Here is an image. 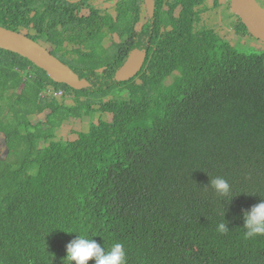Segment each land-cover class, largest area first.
Instances as JSON below:
<instances>
[{"label": "trees", "instance_id": "1", "mask_svg": "<svg viewBox=\"0 0 264 264\" xmlns=\"http://www.w3.org/2000/svg\"><path fill=\"white\" fill-rule=\"evenodd\" d=\"M50 1L0 0V26L38 33L54 55L84 43L64 63L89 86L55 82L0 48V264H68L77 233L106 251L123 243L126 264H264V235L245 239L242 215L264 199V41L232 12L211 22L230 0H156L143 65L121 81L127 50L101 40L138 36L132 9L101 21ZM86 116V129L63 135ZM215 177L229 197L212 189Z\"/></svg>", "mask_w": 264, "mask_h": 264}, {"label": "water", "instance_id": "2", "mask_svg": "<svg viewBox=\"0 0 264 264\" xmlns=\"http://www.w3.org/2000/svg\"><path fill=\"white\" fill-rule=\"evenodd\" d=\"M230 6L232 12L241 19L250 34L264 41V5H260L257 0H230ZM0 48L26 57L42 68L55 82L65 83L73 89L89 86L85 78L79 77L68 65L23 32L12 31L0 26ZM144 56L145 53L140 50L132 51L115 71V79L122 81L133 77L142 66Z\"/></svg>", "mask_w": 264, "mask_h": 264}, {"label": "flooded vegetation", "instance_id": "3", "mask_svg": "<svg viewBox=\"0 0 264 264\" xmlns=\"http://www.w3.org/2000/svg\"><path fill=\"white\" fill-rule=\"evenodd\" d=\"M66 1L70 3H76L75 6L71 8L78 17H81L86 13H95L98 19L101 21H107L108 19H112L114 21L118 20V16H117L118 12L123 10L121 8L122 5L123 6L128 5L132 9L133 14H136L134 16L136 17L135 26L130 25L128 32H130V28L132 29V32H134V29H135L136 33H138L139 35L138 36L133 35V39L131 38L132 34L130 37L127 35H124V38H123L124 40H122L120 35H118L117 33L109 32L105 34L104 36H102L103 37V39L101 40L102 44L105 47H107L109 46L108 42H110V45L113 46L117 52L118 50H122V52H125V50H127L126 54H124L125 57L123 58V60L116 66V70L125 62L129 54L134 50H138V51L140 50L144 52L146 56V49L143 47L142 42H144L147 45V41H145L146 37L143 38L144 34H142L141 32L143 31V28L147 24L149 18L153 15V10L155 7L156 0H66ZM50 4H51V8H53L54 11L59 10V9H62L64 11L71 10L70 6H66L63 0H51ZM174 10L176 11L177 8H175ZM35 11L36 10L34 9L32 12L34 13ZM21 32L27 35L28 29L23 28ZM30 34L32 35V37L27 35L29 38L36 41L38 44L46 48L51 53L52 45H50V43H48L47 41H44L42 37H37L38 33L33 32ZM130 41L134 45L130 46V44H128ZM66 44H67V41H64L63 45H66ZM135 44H139V45L135 46ZM70 45L71 43L69 44V47L65 49L66 50L65 52L59 51L57 54L55 55L53 54V55L56 58H58L61 62L64 63L65 59H67L68 56L75 55L74 54L75 51H73L74 49L80 48L84 46L85 44L84 43H79L78 45L73 44V47H71ZM117 45H120V46L118 47ZM81 50H84V49H81ZM108 66H109L108 64H101V66H99V69H107Z\"/></svg>", "mask_w": 264, "mask_h": 264}, {"label": "clouds", "instance_id": "4", "mask_svg": "<svg viewBox=\"0 0 264 264\" xmlns=\"http://www.w3.org/2000/svg\"><path fill=\"white\" fill-rule=\"evenodd\" d=\"M60 91V90H58ZM58 91H50L53 95H61ZM212 189L220 197H229L231 186L222 177H215L210 182ZM231 197L228 199V201ZM243 228L245 229L243 236L245 239H251L256 236L264 235V199L252 205L248 210L242 211ZM218 232L226 233L229 229L226 223L218 224ZM65 232V231H64ZM66 232V233H72ZM76 233V232H75ZM66 253L63 257L68 264H88L89 260H93L94 264H126V251L123 243H113L106 251L100 243L92 238H88L84 234H78L70 242L65 245Z\"/></svg>", "mask_w": 264, "mask_h": 264}, {"label": "rangeland", "instance_id": "5", "mask_svg": "<svg viewBox=\"0 0 264 264\" xmlns=\"http://www.w3.org/2000/svg\"><path fill=\"white\" fill-rule=\"evenodd\" d=\"M222 1V0H221ZM212 3H209V6H211ZM211 9H214L213 7H211ZM229 12H231L230 9H227L224 8V13H221L219 15H216L218 13L216 12H213L211 15H210V19H211V22L212 21H217V20H221L223 19L222 17L223 16H228ZM234 17H232L233 19ZM231 19H225V24H227L226 28L223 29V32L226 33V35L231 38V41L232 43H235L236 44V37H233V35H231V33L228 32V28H230V22ZM115 37V36H114ZM255 41V40H254ZM250 43L249 45L251 46L252 44V40H249ZM260 45L262 46L263 44L260 43ZM259 46V45H258ZM249 48V46H247ZM104 59L102 60H98V64H101V63H104L103 61ZM72 93H71V96L70 97H67L66 99V102L67 103H70L71 102V97H72ZM38 118L39 120H43L44 119V115L43 114H40L38 115ZM88 119H89V116H86V120H83V121H79L78 119H69L67 122H65V124L61 127V131L64 132L63 135H67L68 133H65V132H68L69 130H78L80 127L81 129H86L87 126H88ZM74 137V134H69V139H72ZM6 155V147H5V144H4V138L3 136L0 134V158H3L5 157Z\"/></svg>", "mask_w": 264, "mask_h": 264}, {"label": "built area", "instance_id": "6", "mask_svg": "<svg viewBox=\"0 0 264 264\" xmlns=\"http://www.w3.org/2000/svg\"><path fill=\"white\" fill-rule=\"evenodd\" d=\"M58 93L60 94L61 92H60V91H58Z\"/></svg>", "mask_w": 264, "mask_h": 264}]
</instances>
